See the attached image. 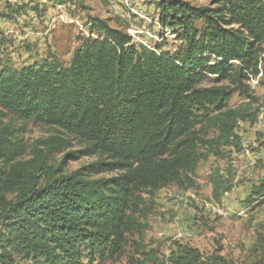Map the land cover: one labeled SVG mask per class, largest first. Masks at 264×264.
Instances as JSON below:
<instances>
[{"label":"trees","instance_id":"1","mask_svg":"<svg viewBox=\"0 0 264 264\" xmlns=\"http://www.w3.org/2000/svg\"><path fill=\"white\" fill-rule=\"evenodd\" d=\"M156 8L162 28L179 41L174 52L136 45L106 19H92L68 63L51 55L0 69V111L86 143L68 156L101 155L58 174L37 150L35 165L23 169L12 163L19 145L5 136L14 127L0 128V264H82V257L119 254L141 195L187 179L207 157L199 151L203 122L218 129L213 147L234 137L239 113L228 106L231 89L197 84L210 77L241 84L259 73L264 0H157ZM255 193L264 194V181ZM255 250V264H264V243ZM169 264L224 262L178 245Z\"/></svg>","mask_w":264,"mask_h":264},{"label":"rangeland","instance_id":"2","mask_svg":"<svg viewBox=\"0 0 264 264\" xmlns=\"http://www.w3.org/2000/svg\"><path fill=\"white\" fill-rule=\"evenodd\" d=\"M156 1L37 0L30 4L28 0H0V69L40 64L51 55L68 63L79 39L88 36L92 19H106L110 26L128 33L136 45L154 48L160 44L163 51L174 52L179 41L160 25ZM8 5L27 10L13 11ZM260 47L259 73L249 74L241 84L216 82L214 77L197 84L231 89L228 106L238 110L239 118L230 142L213 147L218 129L204 121L200 136L205 145L199 151L207 157L187 179L141 195L134 215L137 224L127 233L119 254L96 255L93 262L82 257V264H169L178 245L198 250L204 260L218 256L224 264H255L259 258L255 249L264 243V194L255 193L264 181V40ZM10 127L14 130L5 136L20 147L12 163H21L23 169L35 165L37 150L44 155L46 167L57 168L58 174L101 159L97 153L68 156L83 150L86 143L48 125L15 121L0 111V128L8 132Z\"/></svg>","mask_w":264,"mask_h":264}]
</instances>
